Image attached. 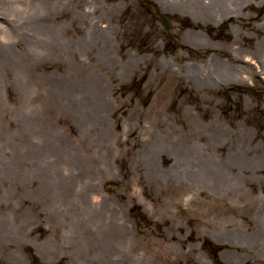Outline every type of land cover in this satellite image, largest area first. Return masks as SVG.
Returning a JSON list of instances; mask_svg holds the SVG:
<instances>
[{
  "label": "rangeland",
  "instance_id": "rangeland-1",
  "mask_svg": "<svg viewBox=\"0 0 264 264\" xmlns=\"http://www.w3.org/2000/svg\"><path fill=\"white\" fill-rule=\"evenodd\" d=\"M152 1L170 29L147 0H64L23 31L22 4L0 0V264H264V70L215 74L236 54L259 66L231 45L263 37L248 23L264 0H236L234 18L200 12L215 0ZM208 142L212 186L175 178ZM145 157L168 179L150 185ZM81 219L129 230L108 255Z\"/></svg>",
  "mask_w": 264,
  "mask_h": 264
},
{
  "label": "bare ground",
  "instance_id": "bare-ground-1",
  "mask_svg": "<svg viewBox=\"0 0 264 264\" xmlns=\"http://www.w3.org/2000/svg\"><path fill=\"white\" fill-rule=\"evenodd\" d=\"M22 4V13L26 16H23V23L19 27H17L16 23L14 25V29H20V30H30L33 25H32V20L35 19H40V20H45V21H52L56 20L57 17L62 16L65 12L64 9L62 8V4L64 0H17ZM176 1V0H174ZM236 0H215L217 5H221L218 9L215 7L212 8L210 5L208 9H205V4L201 3L200 5V12L204 13L207 12H212V17L213 14L218 16V11H221L224 9V17H229V18H234V11L232 7H235V2ZM212 3V0H211ZM29 5H35L37 12H35L33 15H28L27 12V7ZM83 6V0H78V7ZM264 9V5L262 7ZM3 10H6V8H2ZM10 10V8H8ZM7 9V10H8ZM212 9H216L212 11ZM80 11H83V8L80 9ZM40 12L44 13L41 14ZM83 13L81 12V15ZM195 20H200V16H194ZM256 19H250V22L248 23V28L251 30L255 31H260L264 30V24H257ZM13 29V30H14ZM0 31H3L2 29ZM37 31H39L40 35H43L45 37H48L50 41L55 42L54 37H56V30L54 29H48V31H45L44 28L42 27H37ZM247 48H234V45H239V40H235L233 42L232 49H240L246 53H251L253 55V58H256L259 66H255L254 63L251 60L245 59L244 56H240L242 54H236L230 59V65L229 66H223L221 68H216V75L220 77H226V82H241L242 78V73L241 70L243 68L248 69L250 73H252L255 77L260 78L261 71L264 70V35L260 36L259 42L257 44H254L253 38L251 35H247ZM4 48H9V46H4ZM3 54H0V59L3 58ZM7 59V58H6ZM111 59V57H110ZM8 61V60H7ZM5 67L10 70V64H6ZM96 78V77H94ZM212 78V75L210 76ZM98 79H94L95 83H98ZM4 78L2 79V75L0 76V86L4 84ZM7 87V86H6ZM8 91V87H7ZM1 93V92H0ZM94 121V120H93ZM97 122L101 123L100 120H96ZM105 131H102V135L105 138V142L103 146L108 150V151H113V147L111 146V143L108 144L107 141L112 138L109 134L106 135ZM116 141L118 143H125L127 146L130 145L131 148L135 146V144L130 140V138L123 139L119 134L116 135ZM83 142V140H82ZM85 142V141H84ZM211 144L208 142L205 146H203L201 149L197 148H191V153H190V161L186 163V167H183L181 162H178V167L174 170V177L179 178L181 180H190L193 183H197L199 185H209L212 186V153H211ZM153 149V148H151ZM148 154V153H147ZM42 157V156H41ZM138 165L139 168H143L144 165V172L147 171L149 176V184H160L163 182L166 178L164 174H162L159 169H154V166L151 165L150 163H147V157L140 159ZM143 164V165H142ZM151 177V178H150ZM82 198V199H81ZM78 200V203H82V205H92L91 198L88 195H83L80 194L79 197L76 198ZM86 206V209H90L91 207ZM102 213L105 214V209L102 208ZM101 219V218H100ZM87 223V225H86ZM80 225L81 227L84 228L86 226V233L85 235L87 238H89L91 241H98V246L101 248V251L105 254L108 253V255H111L114 249L113 241L118 238L120 241L123 239L124 235L128 232L129 228L128 225L124 223H120L119 226L116 227L115 231H110V230H99V231H94L92 229V224L91 222H85L84 219L80 220ZM115 238V239H114ZM117 251L120 253V245L116 246ZM101 262L104 264L105 260H101ZM122 263L127 262L129 263L130 260L127 259V257L124 255L123 260L121 261ZM132 262V260H131Z\"/></svg>",
  "mask_w": 264,
  "mask_h": 264
},
{
  "label": "water",
  "instance_id": "water-1",
  "mask_svg": "<svg viewBox=\"0 0 264 264\" xmlns=\"http://www.w3.org/2000/svg\"><path fill=\"white\" fill-rule=\"evenodd\" d=\"M163 18L166 20V17L163 16ZM166 26H167L168 29L170 28V24L169 23H167Z\"/></svg>",
  "mask_w": 264,
  "mask_h": 264
},
{
  "label": "trees",
  "instance_id": "trees-1",
  "mask_svg": "<svg viewBox=\"0 0 264 264\" xmlns=\"http://www.w3.org/2000/svg\"><path fill=\"white\" fill-rule=\"evenodd\" d=\"M154 28V26H152ZM221 94H219L218 96H220Z\"/></svg>",
  "mask_w": 264,
  "mask_h": 264
},
{
  "label": "flooded vegetation",
  "instance_id": "flooded-vegetation-1",
  "mask_svg": "<svg viewBox=\"0 0 264 264\" xmlns=\"http://www.w3.org/2000/svg\"><path fill=\"white\" fill-rule=\"evenodd\" d=\"M162 20V19H161ZM162 21H164V20H162ZM215 258H216V256H215ZM228 259V258H227Z\"/></svg>",
  "mask_w": 264,
  "mask_h": 264
}]
</instances>
